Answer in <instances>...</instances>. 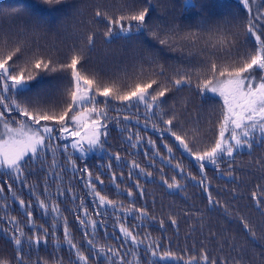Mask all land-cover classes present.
<instances>
[{
	"label": "snow or ice",
	"instance_id": "1",
	"mask_svg": "<svg viewBox=\"0 0 264 264\" xmlns=\"http://www.w3.org/2000/svg\"><path fill=\"white\" fill-rule=\"evenodd\" d=\"M60 2L61 0H43L45 4ZM238 3L246 12L245 41L251 47L245 52L236 49L233 53L236 36L217 30L210 33L208 40L204 41L206 48L213 49L206 53L207 59L196 67L177 68L171 78L165 76L163 65L152 67L156 63L154 59L149 62L150 71L147 75L141 68L130 80L118 76L102 78L99 72L87 70L86 50H95L94 32H89L86 39H82V46L74 47L64 60H54L51 55H37L35 52L29 55L23 42L11 48L0 46V175L9 178L0 184V210L3 211L0 220H6L11 226L9 229H0V232L15 246L16 264H28L25 246L29 249L27 256L30 258L32 250H38L41 245L47 248L49 240L54 244L52 259L43 260L37 257L32 264H64L63 257L56 255L61 250L60 240L56 235L60 227L63 228V241L69 254L67 264H90V261L91 264H97L98 261H103V264H142V252L150 257L147 264H168L169 261L176 264L180 261H183V264H217L216 260H209L207 252L203 249L199 255L192 254L187 257H178L169 250L160 254L159 240H153L151 233L141 236L139 232L134 231L143 227L145 218L154 219L149 216L148 210L136 207L134 199L125 206L123 202L118 204L106 194H102L103 189L98 190L97 185H104V173H97L93 178V173L87 165L78 168L76 158L69 153V148L79 153L81 161H85L90 152L106 151L108 124L114 122L120 126L121 117L128 121L129 109L134 110L135 120L140 123L142 108L144 127L151 125L161 140H164L166 135L171 137L177 149H182L183 153L194 159L201 178L197 181V177L190 172L187 177L197 181L207 193L210 206H223L219 200L213 198L210 191L205 171L207 165H212L219 172L225 157L229 158L227 163L231 168L237 154L247 152L251 156L254 148L264 147V0H238ZM182 6L189 12L204 7L198 5L195 0H183ZM155 11V0H144L143 6L128 4L117 15H110L107 10L97 8L95 17L98 24L104 25L105 43L114 39L130 38L133 32L140 35L147 32L160 45L173 51H184L186 48L191 50L198 46L202 39L200 33L205 31L203 26L197 31L187 32L177 29H153L150 28V23ZM220 53L222 55H218ZM201 55L205 53L201 51ZM57 71L70 72L71 77L65 93L66 99L61 106L48 107L39 102L38 98H28V93L31 92L30 81L35 80L40 73ZM193 83L200 96L211 93L222 100L221 111L215 124L216 132L208 143L201 139L198 118L189 121L190 126L186 128L179 121L175 106L171 112L165 111L167 93L172 89L182 91L186 87L191 88ZM110 111L116 112V116L110 118ZM121 131H128L126 139L132 149L146 143L153 150L152 155H160L154 139L142 137L139 131L131 133L126 128H121ZM58 141L70 143L59 144ZM163 147L169 157L174 154L172 145L164 143ZM59 154L65 155L66 164L70 166L72 173L82 179L86 175L84 187L87 189V195L92 197L94 212L90 213L84 199L74 194L71 197L72 202L75 204L79 200V204L70 210L79 223L85 245L79 244L72 237L67 217L63 215L57 201L58 196L74 192L71 187L64 189L61 185V174L65 171V165L60 164ZM144 155L150 158L148 152ZM112 158L117 163L121 162L118 152ZM29 161L33 166L39 165L40 171L44 173L42 192H37L39 185H30L25 177L24 170ZM167 162L171 164L172 160L169 158ZM256 163L261 162L257 160ZM261 166L264 167V164ZM174 167L182 174L185 172L180 162ZM107 168L111 173L109 180L119 192L120 184L117 182L116 173L112 171V164L109 163ZM133 169H139L140 173L148 177L152 176L150 171H146L134 159L130 164L129 178ZM227 175L235 180L233 171H228ZM50 178L54 179L50 182ZM161 180L168 189L181 188L175 175L171 182L163 176ZM16 183L29 189L30 198L27 202L17 193L14 187ZM53 184L54 192L51 191ZM5 188L10 195H5ZM136 188L143 197L144 193L138 182ZM124 192L129 198L134 196L130 188H125ZM250 196L256 208L264 215V188L257 185V190L252 191ZM9 201L18 204L26 225L22 226L16 216L11 215ZM34 208L39 209L42 216L51 219L50 226L37 225ZM105 208L113 210V227H119L118 234L113 233L120 241L118 246L97 242L98 229H106L107 226L103 219L92 217L95 215L103 218L105 212L101 209ZM224 211L226 215L229 214L226 206ZM119 212H123L124 216L117 215ZM133 213H136L134 219L139 223L128 225L126 219ZM170 221L173 226L176 225L175 218H170ZM240 222L253 242L264 239V235L258 236L257 230L244 217H240ZM25 226L29 228L31 235L25 233ZM160 227H164L162 220ZM104 235L107 240V231ZM0 264H11V261L0 258ZM220 264L228 262L222 260ZM236 264H242V261L238 259Z\"/></svg>",
	"mask_w": 264,
	"mask_h": 264
},
{
	"label": "trees",
	"instance_id": "2",
	"mask_svg": "<svg viewBox=\"0 0 264 264\" xmlns=\"http://www.w3.org/2000/svg\"><path fill=\"white\" fill-rule=\"evenodd\" d=\"M195 2L204 7H198L189 12L182 6L183 0H155L156 11L150 23V28H159L160 31L168 29H177L182 32L197 31L203 26L205 31L200 33L202 39L198 46L191 50L186 48L184 51H173L160 45L147 32L144 35L133 32L130 38L114 39L110 43H105L103 35L105 28L103 24L96 22V9L100 8L107 10L110 15H117L128 4L136 7L143 6L144 0H61L58 4H45L43 0H0V46L11 48L23 42L24 49L29 55L35 52L37 55H51L54 60H64L74 47L82 46V39H86L89 32H94L96 34L95 50L91 52L86 50L85 68L99 72L102 78L118 76L129 80L138 74L141 68L147 75L150 71L149 62L153 59L156 63L152 67L163 65L165 76L168 78H171L177 68L184 69L200 65L207 59L206 53L213 51L205 47L204 41L208 40L210 33L217 30L236 36L233 53L236 49L245 52L251 47L245 41L246 12L238 0H195ZM201 51L205 55H201ZM70 80V72L40 73L35 80L29 82L31 92L28 93V98H38L39 102L48 107L61 106L66 99L65 93ZM24 98L21 97V99ZM165 99L167 100L166 112H171L175 106L179 121L186 128L190 126L189 121L198 118L201 139L205 143L212 141L222 104L218 96L211 93L200 96L193 83L191 88L186 87L182 91L172 89ZM142 112L141 108L140 123L135 120L134 110L129 109L128 121H124L121 117L120 126L114 122L108 124L106 151L98 150L88 155L85 161H81L79 154L69 148V153L76 158L78 168L87 165L93 173V178L97 173L103 172L104 185H97V187L98 190L103 189L102 194H106L109 199L117 201L118 204L123 202L125 206L134 199L136 207H144L148 210L149 216L154 219L145 218L143 227L134 231L139 232L141 236L151 233L153 240H159L160 254L169 250L178 257L181 255L187 257L192 254L199 255L203 249L207 252L209 260L214 259L217 264H220L222 260H226L228 264H236L238 259L242 261V264H264V239L253 242L240 222V217H244L257 230L258 236L264 235V215L256 208L250 196L252 191L257 190V185L264 188V167L261 166L264 164V147L254 148L251 156L247 152L237 154L231 168L227 163L229 158L225 157L224 162L220 164L219 172L212 165H207L205 171L210 191L213 198L223 205L212 207L208 203L207 193L197 183L201 178L197 162L183 153L182 149H177L171 137L165 134L166 138L161 140L159 134L152 130L151 125L145 128ZM114 116L116 112L110 111L109 117ZM121 128H126L131 133L139 131L142 137L154 139L160 155H152L153 150L146 143H142L137 149H132L126 139L128 131L122 132ZM57 143L65 144L69 141ZM164 143L173 146L174 154L171 157L163 147ZM117 152L121 156L120 163L112 158ZM145 152L149 153L150 158L145 157ZM169 158L172 160L171 164L167 162ZM133 159L146 171H150L152 176L148 177L140 173L139 169H133L129 178V168ZM58 160L60 164L65 165V171L61 174L63 177L61 185L64 189L71 187L74 192L58 196L57 201L63 215L67 217L72 237L79 244L85 245L79 223L70 210L79 204V200L75 204L72 202L71 197L74 194L84 199L90 213L94 212L92 197L87 195V189L84 187L86 175L82 179L81 176L72 173L69 170L70 166L66 164L65 155L59 154ZM257 160L261 163L257 164ZM177 162L184 167L183 174L174 167ZM109 163L112 164V171L116 173L117 182L120 184L119 192L109 180L111 175L107 168ZM24 171L28 183L33 186L39 185L36 190L42 192L44 173L40 171V166H33L29 161ZM228 171H233L234 181L228 177ZM189 172L197 177V181L187 177ZM174 175L180 182L181 188L168 189L161 177L171 182ZM8 179L0 175V184ZM51 179L54 178H50V182ZM137 182L143 190V197L139 195V190L136 188ZM14 187L27 202L30 198L29 189L22 188L19 183H16ZM125 188L133 191L132 198L127 197ZM51 191H55V184L52 185ZM5 195H10L6 188ZM224 206L229 210L227 215ZM9 211L11 215L16 216L22 226L26 225L24 216L19 212L18 204L9 201ZM101 211L105 212L103 218L95 215L92 217L97 220L103 219L107 226L106 229H98L97 242L118 246L120 241L113 233L118 234L119 227H113V210L105 208ZM33 214L37 225H51V219L42 216L39 209L34 208ZM2 215L3 211L0 210V216ZM117 215L123 217L124 213L119 212ZM135 215L136 213H133L127 217L128 225L139 223L134 219ZM170 218H175L176 225L171 224ZM161 220L164 222L163 228L160 227ZM9 228L11 226L6 220H0V229ZM24 231L31 235L28 227L25 226ZM105 231L108 233L107 240ZM56 235L61 245V250L56 255L63 257L64 264H67L69 254L67 245L63 241L62 227L57 230ZM53 247V241L49 240L47 248L41 245L38 250H32L29 258L27 256L29 249L25 246L24 252L28 264H32L37 257L51 260ZM141 256L142 264H147L150 257L145 256L143 252ZM15 257V246L3 232H0V258L16 264ZM97 264H103V261H98ZM168 264H176V262L169 261ZM179 264H183V261Z\"/></svg>",
	"mask_w": 264,
	"mask_h": 264
},
{
	"label": "rangeland",
	"instance_id": "3",
	"mask_svg": "<svg viewBox=\"0 0 264 264\" xmlns=\"http://www.w3.org/2000/svg\"><path fill=\"white\" fill-rule=\"evenodd\" d=\"M69 143H70V141H69ZM97 151H98V150H95V151H93V152H90V153L87 154V156L90 155V154H92V153H94V152H97ZM78 154H79V153H78Z\"/></svg>",
	"mask_w": 264,
	"mask_h": 264
}]
</instances>
